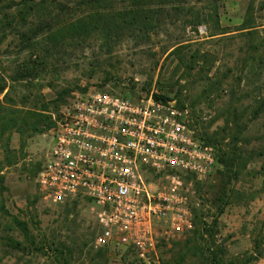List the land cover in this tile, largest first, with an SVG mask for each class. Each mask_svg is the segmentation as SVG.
I'll return each instance as SVG.
<instances>
[{"label":"rangeland","instance_id":"rangeland-1","mask_svg":"<svg viewBox=\"0 0 264 264\" xmlns=\"http://www.w3.org/2000/svg\"><path fill=\"white\" fill-rule=\"evenodd\" d=\"M27 1L36 8L26 20L14 8L11 23L0 21L10 33L0 45V69L12 78L9 105L32 112L29 120L39 112L56 124L76 97L93 89L180 99L198 139H212L220 152L236 140L243 160L194 182L201 232L164 248L160 264H215L217 257L253 264L264 249V0ZM251 3L260 32L245 63L242 24ZM62 29L57 39L45 38ZM17 30L28 32L32 47ZM31 56L36 69L15 79ZM47 122L0 139V264H142L125 247L94 246L97 218L89 202L42 198L38 172L53 143ZM15 219L27 222L33 243Z\"/></svg>","mask_w":264,"mask_h":264},{"label":"built area","instance_id":"built-area-1","mask_svg":"<svg viewBox=\"0 0 264 264\" xmlns=\"http://www.w3.org/2000/svg\"><path fill=\"white\" fill-rule=\"evenodd\" d=\"M191 117L176 100L152 94L79 95L51 129L37 178L42 198L89 202L96 248L125 247L142 264H160V252L195 229L194 182L223 167ZM253 264H264V249Z\"/></svg>","mask_w":264,"mask_h":264},{"label":"trees","instance_id":"trees-1","mask_svg":"<svg viewBox=\"0 0 264 264\" xmlns=\"http://www.w3.org/2000/svg\"><path fill=\"white\" fill-rule=\"evenodd\" d=\"M5 2H7L6 5H5ZM34 5L35 4H33V3L29 4V2L27 0H23L22 4L17 2V0H0V13H2V14L4 13V16L0 20L2 23V26H5V23H7L6 25H8L9 23L12 22V21L10 22V20H8L9 15L13 14V12H11L12 9L16 8L17 15L20 17V20L23 21V20L27 19V15L29 13H32V11H34V9L36 8V6H34ZM253 10H254V4L251 3L248 7V10H247V14H248L247 18L244 21V23L242 24V29L246 30V32H247V34H246L247 35V40H246L247 52H246L245 57L241 60V61H245V63L248 62V60H249L248 57H249L251 51L256 49V46H254L253 36H256V34H258L260 32L258 30V26L255 25V22L253 21V19L252 18L250 19V16L251 17L253 16ZM26 12L28 14H26ZM11 26H12V24H11ZM196 26H197V24L194 27H196ZM63 29L60 31L58 30L59 32L58 31L53 32V30H52L51 32H48V35H46L45 38L48 41L57 39L59 37V35L63 32ZM1 31H2V33L0 34V45L4 42V40H6V38L8 37V33H9L6 30H0V32ZM19 31L20 30L16 31L17 38H19L20 40H22L24 42L30 43L29 45H30V47H32V42H31L32 37L29 36L28 32L26 33V32H19ZM34 31H36V30H34ZM34 34H36V32ZM37 48H38V46H37ZM178 53L180 54V52H178ZM37 57H40V56L38 55ZM178 57H180V55H178ZM203 57H206V54L203 55ZM31 58H32V60H30V62H25V68L24 69H19V68L17 69V71H16L17 75L14 77L15 79H18L20 77L29 76L32 74V71L36 69V66L34 63H33V66H31V62L34 61L36 63L37 60H33V56H31ZM180 60L183 61V59L181 57H180ZM260 63L264 65V61L261 60ZM10 79H12V78L10 76H5L4 72L0 69V96L3 95L2 98H0V139L3 138V136L8 131H12L13 129H16L17 131H19L21 133L24 132V129L29 130L30 126L34 130H39L40 124L45 123L46 119L48 121L46 124V127L52 128L55 125V121L51 120V117L45 116L39 112H35L34 113L35 118L32 120H29L28 115H31L32 112L23 111V110H20L19 108L12 107V105H9L10 102H15L13 99H11V100L9 99L10 87H11V84L9 85V81H11ZM154 97L158 100H163L165 102L169 101V100H173V99H171L165 95H162V94H155ZM176 102L179 106L184 107L183 105H181L180 99H178ZM262 105H264V100H261V104H260L259 109L260 108L263 109ZM259 113H260V111L257 110L256 114L258 115ZM235 141H234L233 145L227 146L228 150L223 151V152H220V149L217 150V158L225 166V168L229 171H230V168H233L234 166L239 165V163L242 162V160H243V154L236 150L235 143H237V142H235ZM202 142L207 143V144H212V145L216 144L210 138H207V139L204 138V139H202ZM234 175L237 177L238 173H236ZM1 179H3V177ZM198 219H200V214L193 207V221L195 224V229L193 231H195L197 233L201 232V230L197 228ZM15 222H16L17 226L20 228V230L23 232L26 239L30 240L33 243V241L31 240V236H30L31 232H30L29 225L27 224V222L21 221L19 219H15ZM207 231H209V229H207ZM11 243L15 247L22 248V246H23L22 245L23 243H21L17 240H14V239H11ZM262 253H263V250L259 251V253L255 259H257L258 256H260ZM216 260L217 261L215 262V264H224V262L221 259H219L218 257ZM228 264H234V263L231 262Z\"/></svg>","mask_w":264,"mask_h":264},{"label":"crops","instance_id":"crops-1","mask_svg":"<svg viewBox=\"0 0 264 264\" xmlns=\"http://www.w3.org/2000/svg\"><path fill=\"white\" fill-rule=\"evenodd\" d=\"M162 253V252H161Z\"/></svg>","mask_w":264,"mask_h":264}]
</instances>
